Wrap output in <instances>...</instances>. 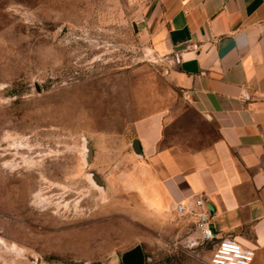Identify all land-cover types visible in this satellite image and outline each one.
I'll use <instances>...</instances> for the list:
<instances>
[{
    "label": "rangeland",
    "instance_id": "obj_1",
    "mask_svg": "<svg viewBox=\"0 0 264 264\" xmlns=\"http://www.w3.org/2000/svg\"><path fill=\"white\" fill-rule=\"evenodd\" d=\"M142 17L134 0H0V264H123L136 247L145 264H210L214 243L131 146L152 115L160 148L214 136Z\"/></svg>",
    "mask_w": 264,
    "mask_h": 264
},
{
    "label": "crops",
    "instance_id": "obj_2",
    "mask_svg": "<svg viewBox=\"0 0 264 264\" xmlns=\"http://www.w3.org/2000/svg\"><path fill=\"white\" fill-rule=\"evenodd\" d=\"M149 49L173 66L183 102L214 128L195 146L160 148L161 115L134 123L168 207L203 197L217 238L264 264V0H134Z\"/></svg>",
    "mask_w": 264,
    "mask_h": 264
},
{
    "label": "built area",
    "instance_id": "obj_3",
    "mask_svg": "<svg viewBox=\"0 0 264 264\" xmlns=\"http://www.w3.org/2000/svg\"><path fill=\"white\" fill-rule=\"evenodd\" d=\"M175 212L194 217L202 241L214 243L210 264H252L255 251L244 247L233 238H217L212 228V218L205 208L203 197L196 196L191 205L178 203Z\"/></svg>",
    "mask_w": 264,
    "mask_h": 264
},
{
    "label": "water",
    "instance_id": "obj_4",
    "mask_svg": "<svg viewBox=\"0 0 264 264\" xmlns=\"http://www.w3.org/2000/svg\"><path fill=\"white\" fill-rule=\"evenodd\" d=\"M131 146L135 154L141 155L139 143L137 140H133ZM84 150L86 154V157H85L86 162H89L91 158L93 157V149L88 142H85ZM90 180L94 183L96 187L102 188L103 184L101 182V179L97 175L91 174ZM122 263L123 264H145V257H144L142 249L140 247H136L130 250L129 252L125 253V255L122 258Z\"/></svg>",
    "mask_w": 264,
    "mask_h": 264
}]
</instances>
